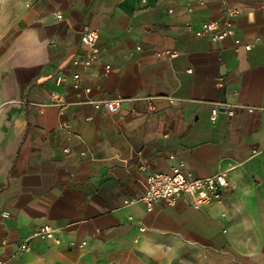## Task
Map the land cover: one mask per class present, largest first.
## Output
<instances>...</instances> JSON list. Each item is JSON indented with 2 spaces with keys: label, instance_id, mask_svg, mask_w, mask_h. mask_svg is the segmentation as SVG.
Masks as SVG:
<instances>
[{
  "label": "crops",
  "instance_id": "0c3cea01",
  "mask_svg": "<svg viewBox=\"0 0 264 264\" xmlns=\"http://www.w3.org/2000/svg\"><path fill=\"white\" fill-rule=\"evenodd\" d=\"M180 162L230 184L200 208L126 203ZM0 260L264 264V0H18L0 22Z\"/></svg>",
  "mask_w": 264,
  "mask_h": 264
},
{
  "label": "built area",
  "instance_id": "2783aa9c",
  "mask_svg": "<svg viewBox=\"0 0 264 264\" xmlns=\"http://www.w3.org/2000/svg\"><path fill=\"white\" fill-rule=\"evenodd\" d=\"M58 18L62 16L58 15ZM226 30L221 34L215 36V40H224L229 36L235 35L234 24L232 21H228L226 24ZM221 28V24L216 21L204 22L203 27L197 33L199 35H205L207 33L218 31ZM83 45L86 47L84 55L77 56L74 60L76 66L84 65L85 68H90L95 61L99 59L100 49L97 46L98 33L91 30L89 27H85L82 31L81 37ZM240 39L236 40V44H240ZM250 49L251 47H247ZM82 75L75 74L73 77L74 86L77 89L82 88L81 84ZM86 92H91L90 88L85 89ZM51 104L63 106L60 97L56 94L52 95ZM96 108L106 107L110 112H117L119 108L118 102L99 101L94 102ZM253 111V110H251ZM219 109L215 108L213 111L214 119L218 115ZM69 149L66 153H69ZM143 170H148L147 166H142ZM229 178L225 173H218L214 176L206 178H190L185 169V164L180 162L173 166L172 171L169 173L163 171L150 172L147 177V188L143 197L139 199H133L126 203H132L135 201L143 202L147 208L153 209L159 202H164L168 205L174 206L177 204L180 198H187L189 202L197 208L202 207L205 204L219 200L221 198V192L224 188L229 186ZM54 229L46 224L40 229L34 232V236H44L47 238L54 237ZM30 244L24 243L21 246V250L28 251ZM0 264L3 262L0 260Z\"/></svg>",
  "mask_w": 264,
  "mask_h": 264
},
{
  "label": "rangeland",
  "instance_id": "374dc122",
  "mask_svg": "<svg viewBox=\"0 0 264 264\" xmlns=\"http://www.w3.org/2000/svg\"><path fill=\"white\" fill-rule=\"evenodd\" d=\"M18 0H0V22L6 23L11 16L12 8H17Z\"/></svg>",
  "mask_w": 264,
  "mask_h": 264
}]
</instances>
